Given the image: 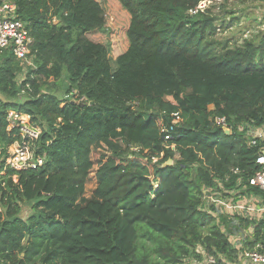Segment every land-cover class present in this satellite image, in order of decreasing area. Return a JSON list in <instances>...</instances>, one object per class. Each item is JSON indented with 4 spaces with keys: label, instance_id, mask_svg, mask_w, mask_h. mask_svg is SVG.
<instances>
[{
    "label": "trees",
    "instance_id": "16d2710c",
    "mask_svg": "<svg viewBox=\"0 0 264 264\" xmlns=\"http://www.w3.org/2000/svg\"><path fill=\"white\" fill-rule=\"evenodd\" d=\"M6 1L30 30L33 66L19 79L0 48V145L20 139L7 111L27 114L43 163L0 177V264H184L198 248L235 260L228 234L252 223L243 248L264 250V218L201 208L204 189L239 190L257 168L240 126L264 125V35L211 39L209 8L189 13L202 0ZM60 78L62 94L48 82Z\"/></svg>",
    "mask_w": 264,
    "mask_h": 264
},
{
    "label": "built area",
    "instance_id": "2783aa9c",
    "mask_svg": "<svg viewBox=\"0 0 264 264\" xmlns=\"http://www.w3.org/2000/svg\"><path fill=\"white\" fill-rule=\"evenodd\" d=\"M203 0L199 2L195 9H190L189 13H195L202 9ZM16 5L13 2L3 1L0 3V48L11 52L22 66V74L25 73L27 66H33V54L31 52L32 37L26 23L20 20L16 13ZM178 117L177 113L171 114ZM7 130L13 128L18 130L20 139L3 148L0 145V177L6 174L7 169L22 170L27 167H35L43 163V157L36 156L34 153V144L38 139L40 130L38 126L30 122L29 115L21 113L17 110L10 109L6 116ZM214 123L220 126L224 131L230 128L227 125L225 117H215ZM160 131L163 133L165 140L171 139V132L174 124H167L163 118L159 119ZM241 130H245L247 137V145L257 147L255 163L257 168L248 176L246 182L239 176L237 186L234 189H226L222 182L219 188L215 190L204 189V200H202L201 208L209 211L211 207L216 208V213H224L229 216L234 214L243 218L245 213L249 215L248 220L264 218V201L260 196L253 192L241 194V190L253 186L264 190V125L256 126L251 123H245L240 126ZM174 149L175 145H169ZM134 150L137 147H133ZM155 161L156 158L154 157ZM233 174H240L241 169L232 168ZM16 175L12 176L15 180ZM228 175L226 176V179ZM209 192V195L206 194ZM246 211V212H245ZM234 246V245H233ZM237 249V258L235 260L223 259L211 253H203L198 248L197 251L202 252L201 260L190 259V264H264V250L247 249L242 246H234Z\"/></svg>",
    "mask_w": 264,
    "mask_h": 264
},
{
    "label": "rangeland",
    "instance_id": "374dc122",
    "mask_svg": "<svg viewBox=\"0 0 264 264\" xmlns=\"http://www.w3.org/2000/svg\"><path fill=\"white\" fill-rule=\"evenodd\" d=\"M201 5V10L209 8L207 14L217 18L214 20L216 30L215 33L211 35V39L234 45L236 43H242L244 39H255V42H258L264 35V0H203ZM99 40L106 41L105 37H101ZM22 76L23 74L19 73L18 78L20 79ZM48 82L50 83L49 88L52 91L62 94L63 88L61 87L65 84L64 78H60L59 80L49 79ZM38 128L39 130L41 129L40 126H38ZM94 152L107 155L105 151L99 149H95ZM94 158L95 169L100 160L96 155ZM16 179L17 178H15L14 181H16ZM96 185L94 176H90L85 182L82 197L90 198L95 191ZM202 200H204V198H202ZM29 213L30 209L28 205L23 204V217H26ZM244 216L249 218L247 213H245ZM252 231L253 223L247 227L241 228L238 232H233L230 235L228 234V237L232 245L237 248L239 245L243 247L242 239L245 236L251 237ZM146 242L150 244L148 240H146ZM187 260L188 259H186L185 262ZM188 264H190V262Z\"/></svg>",
    "mask_w": 264,
    "mask_h": 264
},
{
    "label": "water",
    "instance_id": "95a60500",
    "mask_svg": "<svg viewBox=\"0 0 264 264\" xmlns=\"http://www.w3.org/2000/svg\"><path fill=\"white\" fill-rule=\"evenodd\" d=\"M225 132H226V133H229L228 130H225ZM171 163H172V160H171V159H168V160L166 161V164H171ZM206 194L209 195V192H206Z\"/></svg>",
    "mask_w": 264,
    "mask_h": 264
},
{
    "label": "crops",
    "instance_id": "0c3cea01",
    "mask_svg": "<svg viewBox=\"0 0 264 264\" xmlns=\"http://www.w3.org/2000/svg\"><path fill=\"white\" fill-rule=\"evenodd\" d=\"M189 260H190V259H188L186 262L184 261V264H186V263L188 264V263L190 262ZM188 261H189V262H188Z\"/></svg>",
    "mask_w": 264,
    "mask_h": 264
}]
</instances>
